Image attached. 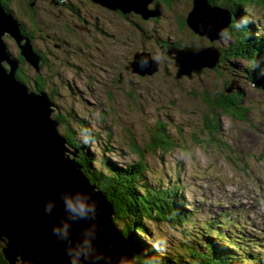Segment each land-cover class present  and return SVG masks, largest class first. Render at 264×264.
Segmentation results:
<instances>
[{"label":"rangeland","instance_id":"374dc122","mask_svg":"<svg viewBox=\"0 0 264 264\" xmlns=\"http://www.w3.org/2000/svg\"><path fill=\"white\" fill-rule=\"evenodd\" d=\"M28 1L12 0L11 12L7 13L13 14L10 17L16 24L28 26L34 44L50 61L46 60L45 66L37 69L23 57L25 61L19 66L26 75V83L17 77L19 66L16 77L31 91H36L39 82L45 86L47 95L56 92L57 113H62L65 119L59 122L60 132L69 134V125L82 144L88 140L86 150L98 159L94 166L106 170L108 159L123 166L140 161L142 158L129 146L130 137L134 136L145 149L148 183L155 187L169 183L173 196L181 195L177 206L181 212L186 206L194 221L190 231L186 224L180 227L168 220H149L146 222L149 232L140 231L141 235L149 242L160 244L156 245L163 258L176 254L182 264L188 263L189 248H206L208 243H215L216 248L220 246L221 253L236 264H264V226H261L264 224V81L259 83L249 78L251 72L264 76V67L258 64L259 58L264 63V54L256 59L243 53L226 59L220 56L215 67L190 74L186 73L190 68L185 66L186 71L180 70L182 75L176 77L179 66L172 57L173 41L169 37L181 41L180 37L184 36L192 41L191 35H196L203 37V42L207 43L208 39L215 46L229 48L237 40L239 29L228 26L213 40L194 32L187 22L194 0H154L148 7L157 10V14H149L147 18L136 11L107 8L95 0H62L68 2L70 9L60 0H39V5H34L39 7L35 10L37 28L31 25L32 15L21 9ZM207 2L222 9L226 7L212 0ZM154 4L159 5V10ZM249 8L243 10L253 23V28H249L264 40V6L253 4ZM177 18L187 23L182 29L175 24ZM141 26L149 33L153 31V38L142 34L145 29ZM160 35L172 44L157 42ZM3 39L13 58L20 62L17 41L8 33ZM187 45L195 46V43ZM151 49L159 53L153 57L158 62L157 70L145 74L133 70L131 62L136 55L133 53ZM235 92L242 93L246 111L243 116L222 111L205 98L215 99L219 94ZM215 117L219 119L217 131L210 127ZM158 134L170 137H167L172 144L170 151L150 146ZM74 148L78 154L80 147ZM145 182L138 184L144 188ZM226 215L237 216L234 218L237 224L228 222ZM203 220L209 224L218 220L225 231L219 232L217 226H212L214 237L211 238ZM126 222L116 220L122 236ZM233 227L243 234L238 237L243 243L238 247L240 250L216 233L233 238L237 233ZM256 236L259 248L255 247L257 242L254 247L249 244ZM242 249L250 259L240 257ZM256 256L258 259L253 258Z\"/></svg>","mask_w":264,"mask_h":264},{"label":"water","instance_id":"95a60500","mask_svg":"<svg viewBox=\"0 0 264 264\" xmlns=\"http://www.w3.org/2000/svg\"><path fill=\"white\" fill-rule=\"evenodd\" d=\"M95 1L113 10L139 12L143 18L157 14V10L148 7L154 0ZM199 1L194 0L188 11L189 27L203 35L206 25L212 31L210 39L218 38L232 24L233 14L225 7ZM6 33L17 41L25 60L37 69L40 66V56L31 51L29 38L20 32L0 0V240L5 244V256L11 264H70L66 247H75L88 238L92 244L90 258L85 260L81 255L78 264H138L127 240L118 232L113 203L91 182L78 160L79 153L68 146L66 137L58 131L57 118H53L57 108L54 110L49 95L30 91L16 77L20 63L8 50L3 39ZM171 51L179 66L176 77L182 75L181 66L185 71L188 66L200 73L204 67L217 66L221 56V49L214 45H188ZM134 58L133 70L141 74L158 68L148 51L137 53ZM145 59L147 64L141 67ZM77 191L87 197L88 203L95 201L94 218L73 220L65 213L62 194ZM49 199L54 207L51 213H45L44 204ZM63 221L70 225V241L52 232L53 226H60ZM96 255L102 259L93 261L91 257Z\"/></svg>","mask_w":264,"mask_h":264},{"label":"trees","instance_id":"16d2710c","mask_svg":"<svg viewBox=\"0 0 264 264\" xmlns=\"http://www.w3.org/2000/svg\"><path fill=\"white\" fill-rule=\"evenodd\" d=\"M39 0H29L27 6H22V11H27L32 15V26L37 27L38 21L35 10H38L39 7L34 5H39ZM62 1V0H60ZM215 4H221L225 5L227 9L231 11L233 14V22L231 27L235 26V23L241 18V17H247L244 15L245 13L243 10H249L250 6L252 8V5L262 4L264 6V0H212ZM12 0H2V5L5 8L6 11L11 12L10 3ZM63 2V1H62ZM68 2H63L64 7L67 6ZM6 5V6H5ZM154 4V7L159 10V5ZM65 7V8H66ZM71 7V6H70ZM233 7V8H232ZM70 9V8H69ZM74 9V7H73ZM56 13V12H55ZM74 13V12H73ZM76 14V13H75ZM79 17V15H78ZM80 20H82L81 17H79ZM247 19H249L247 17ZM176 26L178 25L179 29H182V27L187 24L184 21L179 20L177 18ZM20 26V30L22 34H24L26 37H28L33 46H35V51L40 56V65H44L47 61L46 55L43 53L42 49L34 44L33 40V34L32 32L26 27L24 24H18ZM253 23L249 19L248 23L245 27H242L236 32L238 34V38L236 41H234V44L230 46L229 48L222 47L220 45H217L218 48L221 49V57L223 59L233 57L237 54H245L248 56H252L255 59L258 58V56H263L264 54V40L260 34L256 33V36L253 34V30L249 28L251 26L253 28ZM25 27V28H24ZM140 27V26H139ZM142 27V26H141ZM38 28V27H37ZM144 28V27H142ZM142 31V34L147 35L148 37L153 38L154 34L153 31L149 33L146 28ZM178 29V28H177ZM156 32V30H155ZM158 38L157 42H164L165 45L171 44L172 42H166L164 41V37L161 35ZM184 37V36H183ZM180 37L181 41L178 43V40H174V44L181 46V45H187L191 41L186 40L185 38ZM194 42L197 45H202L203 40L200 39H193ZM160 44V43H159ZM147 49V48H146ZM167 50V49H166ZM153 55L158 53V51L153 50ZM155 53V54H154ZM263 53V54H262ZM159 54V53H158ZM20 62L23 63L25 60L24 58L19 55ZM47 60V61H46ZM260 60V61H259ZM258 64H262V68L264 67V63L262 62L261 58H259ZM160 61V60H159ZM260 62V63H259ZM205 68H203L204 70ZM17 77H19L20 80L26 82V75L23 73L21 66H19V69L17 71ZM26 78V79H25ZM249 78L254 82H261L264 81V76H259L258 74H254L251 72L249 75ZM264 83V82H263ZM257 84V83H256ZM45 86L38 82V86L36 87V91H44ZM49 92V91H48ZM54 94H56L55 91L49 92L50 99L54 102L53 108L55 109L57 107V103L55 101ZM208 95V94H207ZM242 93L241 92H235V93H229L226 95L219 94L218 96L213 98L205 97L209 100V102L212 104H216V108H219L222 111L230 112L238 114L239 116H243L246 114V111L244 110V107L242 105ZM59 108V107H58ZM72 116V114L70 113ZM55 118L59 120V122L63 123L65 119L63 118L62 113H57L56 115H53ZM214 120V121H213ZM211 121V129H214L217 131L218 125H219V119L215 117ZM85 126H87L85 124ZM208 127V122H207ZM209 128V127H208ZM67 131H69V134H65L64 137L67 139L68 146L80 147L79 151V161L83 163L84 170L88 177L90 178L91 182H94L97 184V186L106 194L107 198L113 203L114 210H115V217L114 220H126V227L124 228L123 234L128 239L130 246V249L132 250L133 254L135 255L134 260H136L138 263L141 264H182L181 260L177 258V255L174 256H167L168 259L163 258L164 256H161L157 250V241H147V237L144 238L140 231L142 232H149L146 222L149 220H168L170 221L174 226L176 224H182L185 226L184 217L183 214L185 213L186 216H190V213L187 210H183L181 212V208L177 205H179V199L177 195L173 196V190L171 187L167 186H157L152 185V183H148V178L145 171L147 169L146 162L144 160V154L145 149L141 147L138 143V141L134 138V136L130 137L129 140V146L132 151L137 153L139 157L142 159L140 161L136 162H129L127 165H119L117 163H114L110 159L106 162V170H103L102 167L94 166L93 163L97 161L95 155L90 153L86 150L87 145L76 138V134L72 130L71 126H67ZM88 136V135H87ZM170 138L169 136H167ZM165 137L163 134H158L155 138H153L152 144L150 146L154 148H162L165 151L171 150L170 145L171 140ZM89 140L91 139V136L88 137ZM103 161V160H101ZM140 181H146V186L144 188L140 187L138 182ZM140 187V189H139ZM173 197V198H172ZM175 198V199H174ZM172 199V202H170ZM174 199V201H173ZM187 211V212H186ZM179 216V217H178ZM182 222V223H181ZM251 222V221H250ZM116 223V222H115ZM252 223V222H251ZM248 223L246 222V225ZM254 224H251V227H254ZM133 230L139 231V233L135 232V234L132 232ZM219 232L225 231L224 228L218 229ZM133 233V234H132ZM136 235V236H134ZM210 236L211 233L209 234ZM139 236V237H138ZM239 236H234L233 240L236 244L239 245ZM211 241V238L209 239ZM242 243V242H240ZM255 243V242H253ZM146 244V245H145ZM243 244V243H242ZM247 244V243H246ZM4 241L0 240V264H11L10 261L7 259V257L4 254L3 246ZM141 246V247H140ZM186 247V245H185ZM241 247H243L241 245ZM220 248H216L213 243H209L206 248L201 246H194L192 248H189L191 250V256L188 257V260H191L190 264H236L235 262L231 261L228 256H225L223 253H221ZM151 252V253H150ZM149 254H151L149 256ZM149 257H152L149 260ZM163 258L162 259H156V258ZM242 257V256H240ZM170 258V259H169ZM182 258V257H181ZM161 260V261H158ZM186 263V262H185ZM15 264H20V262H16ZM186 264H189L186 263Z\"/></svg>","mask_w":264,"mask_h":264},{"label":"clouds","instance_id":"9594fccd","mask_svg":"<svg viewBox=\"0 0 264 264\" xmlns=\"http://www.w3.org/2000/svg\"><path fill=\"white\" fill-rule=\"evenodd\" d=\"M248 23L247 17H241L236 23L235 28L240 29L245 27ZM147 60H143L141 63V67L146 66ZM85 144H88L89 141L85 140ZM63 208L65 213H67L71 219H88L90 216L94 218L95 216V201L92 203H88V199L86 196H83L79 191L75 194H68L64 193L61 196ZM54 207V202L49 199L44 204V212L51 213ZM70 225L68 222L63 221L60 226H53L52 232L53 234L57 235L58 237L69 240L70 241V234H69ZM92 250L91 241L88 238H85L83 242L77 243L75 247L68 246L66 247L65 251L66 254L70 257V264H78L79 258L83 255L85 260H88L89 253ZM93 261L100 260L102 257L100 255H96L91 257Z\"/></svg>","mask_w":264,"mask_h":264},{"label":"bare ground","instance_id":"6f19581e","mask_svg":"<svg viewBox=\"0 0 264 264\" xmlns=\"http://www.w3.org/2000/svg\"><path fill=\"white\" fill-rule=\"evenodd\" d=\"M1 2H2V0H1ZM200 3H202V4H204V5H208V4H210V5H212V3H209V2H207V0H200L199 1ZM6 6V5H5ZM212 6H215V5H212ZM233 8V7H232ZM10 15H12L13 16V14L11 13ZM13 19V18H12ZM25 24V23H24ZM18 25V24H17ZM28 27V26H27ZM25 28V27H24ZM204 31H205V34H203V35H207L208 37H209V35L211 36V29L208 27V26H204ZM22 44H24V43H22ZM34 47L32 46V49H33ZM141 50V49H140ZM143 50V49H142ZM32 51V50H31ZM139 53V52H138ZM135 54H137V53H133V55H135ZM142 54V53H141ZM135 57V56H134ZM135 61V59L133 60V62ZM132 63V62H131ZM180 70L182 71V70H184L183 69V67L181 66V68H180ZM191 70V72H194L195 70L193 69V68H191L190 69ZM190 70H187V71H190ZM187 71H186V73H187ZM191 74V73H190ZM22 83V82H21ZM26 83V82H25ZM25 83H22V84H24L25 86H26V84ZM31 91V90H30ZM53 102V101H52ZM260 209V208H259ZM250 211V210H249ZM257 211H259V210H257ZM242 215L244 216V213H242ZM245 220H247V218H245ZM242 221H243V219H242ZM251 222H252V220H251ZM252 224H254L253 222H252ZM245 225H246V223H245ZM119 232V231H118ZM120 233V232H119ZM121 234V233H120ZM122 236V235H121ZM124 236V235H123ZM122 236V238L124 239V237ZM128 242V241H127ZM246 244V243H245ZM250 249V248H249Z\"/></svg>","mask_w":264,"mask_h":264},{"label":"flooded vegetation","instance_id":"af4514ba","mask_svg":"<svg viewBox=\"0 0 264 264\" xmlns=\"http://www.w3.org/2000/svg\"><path fill=\"white\" fill-rule=\"evenodd\" d=\"M19 24H23V23H19ZM192 37L190 38V39H192V41H191V43L192 42H194V40L193 39H200L201 41L204 39L203 37H201V36H199L198 38L196 37V35L194 36V35H191ZM159 40V39H158ZM169 40H172L173 42H174V39H172V38H170L169 37ZM178 43H180L179 41H178ZM195 43V42H194ZM210 45L211 43H210V41L207 39V43L206 42H203V44L202 45ZM176 45V44H175ZM195 45L196 46H201V45H197L196 43H195ZM144 50V49H143Z\"/></svg>","mask_w":264,"mask_h":264}]
</instances>
